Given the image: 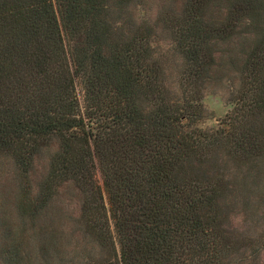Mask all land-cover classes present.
<instances>
[{
  "label": "trees",
  "instance_id": "16d2710c",
  "mask_svg": "<svg viewBox=\"0 0 264 264\" xmlns=\"http://www.w3.org/2000/svg\"><path fill=\"white\" fill-rule=\"evenodd\" d=\"M263 248L264 0H0V264Z\"/></svg>",
  "mask_w": 264,
  "mask_h": 264
},
{
  "label": "rangeland",
  "instance_id": "374dc122",
  "mask_svg": "<svg viewBox=\"0 0 264 264\" xmlns=\"http://www.w3.org/2000/svg\"><path fill=\"white\" fill-rule=\"evenodd\" d=\"M204 105L208 110H210L211 114L208 118L203 119L199 122L200 127H208V126H217L220 119H222L226 112L229 110L230 105L224 102V99L221 98L219 94L216 93H208L202 99ZM48 154L44 152L41 156L36 159V167L38 173L41 175L45 172V168L47 165ZM244 215L240 212L234 215L233 223L238 227L243 226ZM254 264H264V248L260 249L254 258Z\"/></svg>",
  "mask_w": 264,
  "mask_h": 264
}]
</instances>
